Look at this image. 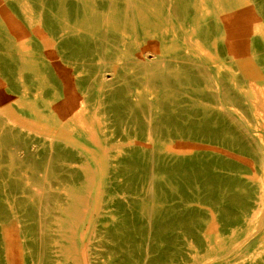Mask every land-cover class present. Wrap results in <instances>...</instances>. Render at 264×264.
I'll use <instances>...</instances> for the list:
<instances>
[{
	"label": "rangeland",
	"instance_id": "374dc122",
	"mask_svg": "<svg viewBox=\"0 0 264 264\" xmlns=\"http://www.w3.org/2000/svg\"><path fill=\"white\" fill-rule=\"evenodd\" d=\"M220 2L226 35L214 0H0V264H264V0Z\"/></svg>",
	"mask_w": 264,
	"mask_h": 264
},
{
	"label": "bare ground",
	"instance_id": "6f19581e",
	"mask_svg": "<svg viewBox=\"0 0 264 264\" xmlns=\"http://www.w3.org/2000/svg\"><path fill=\"white\" fill-rule=\"evenodd\" d=\"M241 2H242V6H247L248 5V3H249V0H241ZM220 7H221V11L219 10L220 9ZM236 7L233 5H225L223 2H220V0H214V7H210L209 6V11L213 14V17H214V20H215V22H216V25L217 26H219L220 28H221V30H222V33H224L225 35H226V30H227V24H228V26H230V24H229V22L228 21H224V18L222 17V13H229V12H233V11H235L236 9H235ZM6 10V9H5ZM3 11V10H2ZM7 11V10H6ZM2 13V12H1ZM10 18V17H9ZM15 21V20H14ZM11 22V21H10ZM226 22H227V24H226ZM17 25V24H16ZM261 28L260 29H263L264 28V26H263V24L260 26ZM17 32V31H16ZM198 32V31H197ZM204 37V36H203ZM201 39V38H200ZM190 40H191V42H194L195 43V47L199 50V51H201V48H200V46H199V44H198V40H199V38L198 37H193L192 36V34H191V36H190ZM208 40H209V38H208ZM211 41V40H210ZM227 41V40H226ZM227 44V43H226ZM211 45V44H210ZM232 45H233V54H232V56H233V59L235 60V58L237 57V56H239V55H242V54H245V53H248V46H243V45H241L240 44V42L239 41H232ZM229 46V45H228ZM211 48V47H210ZM46 49V48H45ZM214 49V48H213ZM187 52V51H186ZM252 52V51H251ZM215 54V53H214ZM231 57V56H230ZM233 60V61H234ZM62 78V77H61ZM214 79H216V78H214ZM218 81V80H217ZM216 86V85H215ZM89 88V87H88ZM214 90H215V88H214ZM219 91V90H218ZM223 91V90H222ZM220 92V91H219ZM224 94V93H223ZM225 95V94H224ZM224 95H223V97H224ZM136 98V97H135ZM10 99V98H9ZM222 99V98H221ZM219 100V99H218ZM220 105H222V104H220ZM11 106V105H10ZM68 111H69V115H71L70 114V107H69V109H68ZM54 112L55 113H57L58 115H60L61 114V111H60V109H58V108H54ZM19 118H20V116H18ZM51 117V116H50ZM50 119V118H49ZM50 121V120H49ZM62 123V122H61ZM66 123H67V121H66ZM53 124V123H52ZM36 125V124H35ZM42 126V125H41ZM61 126V125H60ZM60 128V127H59ZM31 130V129H30ZM54 133V132H53ZM49 138V137H48ZM55 138V137H54ZM50 139V138H49ZM55 140V139H54ZM58 140V139H57ZM53 142V141H52ZM50 145V144H49ZM51 148V147H50ZM31 154V153H30ZM50 158V157H49ZM51 162V161H50ZM65 162V161H64ZM47 165V164H46ZM49 169H50V167H49ZM44 170H45V168H44ZM51 173V172H50ZM85 173V172H84ZM88 174V173H87ZM47 175H49L50 176V174L46 171L45 172V174H44V177L42 178L43 179V181L41 182L42 184L40 185V186H38V187H35L34 188V193H35V195H37V197L39 198V200H42L43 202H44V204H45V207H49V200H50V196H51V186H50V184H49V182H48V179H47ZM41 178V177H40ZM50 178V177H49ZM42 179H40V180H42ZM38 184H39V180H38ZM66 189V188H65ZM64 189V190H65ZM33 190V189H32ZM31 193V192H30ZM67 193H69L68 192V190H67ZM66 193V194H67ZM263 194V193H262ZM77 195V194H76ZM77 199L80 201L81 199L77 196ZM83 199V198H82ZM37 200V199H36ZM38 200V201H39ZM66 200V199H65ZM87 201H88V199H87ZM31 202V201H30ZM85 202V204H87V202L86 201H84ZM39 203V202H38ZM55 203V202H54ZM53 203V204H54ZM68 203V202H67ZM30 205V204H29ZM39 205V204H38ZM28 206V205H27ZM26 206V207H27ZM54 206V205H53ZM58 206V205H57ZM39 208V207H38ZM35 209H36V207H35ZM40 209V208H39ZM53 209V208H52ZM57 209H58V207H57ZM55 210V209H54ZM45 212V211H44ZM53 212V211H52ZM84 212V211H83ZM57 213V212H56ZM82 213V212H81ZM61 215V214H60ZM80 215V214H79ZM41 216H42V213H41ZM50 216H51V214H50ZM56 219V218H55ZM81 221V220H80ZM45 222V221H44ZM42 223V222H41ZM73 223V222H72ZM68 224V223H67ZM19 225V224H18ZM74 225V224H73ZM44 226V225H43ZM18 228V227H17ZM42 229H44V228H42ZM75 231V230H74ZM69 232H70V230H69ZM80 232V231H79ZM57 233V232H56ZM75 233V232H74ZM66 234V233H65ZM58 235V234H57ZM65 236V235H64ZM70 236V235H69ZM43 237V236H42ZM40 238V237H39ZM70 238V237H69ZM59 239H61V238H59ZM71 239V238H70ZM73 240V239H72ZM73 242V241H72ZM69 245V244H68ZM55 248V247H54ZM53 248V249H54ZM56 248H57V246H56ZM65 248H66V246H65ZM71 248V247H70ZM59 249H60V247H59ZM64 249V248H63ZM67 249V248H66ZM74 249H76V248H74ZM43 250V249H42ZM65 250V249H64ZM56 251V250H55ZM58 251V250H57ZM75 251V250H74ZM63 252V251H62ZM71 252H73V250L71 251ZM8 253V252H7ZM18 254V253H17ZM42 254V253H41ZM61 254V253H60ZM66 254V253H65ZM75 255V254H74ZM73 255V256H74ZM68 256V255H67ZM41 257V256H40ZM39 257V258H40ZM69 257V256H68ZM43 258V257H42ZM65 258V257H64ZM71 259H72V257H71ZM73 262H75V261H73ZM79 263V262H78ZM39 264H42V262H40Z\"/></svg>",
	"mask_w": 264,
	"mask_h": 264
}]
</instances>
